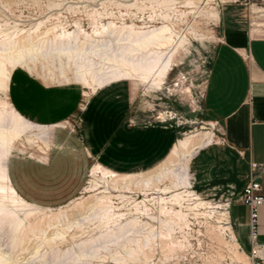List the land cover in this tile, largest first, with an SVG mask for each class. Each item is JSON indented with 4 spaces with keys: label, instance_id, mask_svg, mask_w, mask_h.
Instances as JSON below:
<instances>
[{
    "label": "rangeland",
    "instance_id": "374dc122",
    "mask_svg": "<svg viewBox=\"0 0 264 264\" xmlns=\"http://www.w3.org/2000/svg\"><path fill=\"white\" fill-rule=\"evenodd\" d=\"M239 1L244 2L0 0V40L4 33L11 34L17 41H23L30 35L35 46L27 55V66L38 79L46 78V81L55 84L63 79L62 73L65 72L70 78L67 83L76 85L72 79L71 65L64 59L45 54L55 35L63 31L71 32L78 27L83 30L79 34L82 38L84 33L92 34L110 23L109 30L114 32L115 37H125L131 30L147 31L166 25L172 35L175 53L172 70L161 89L150 88L141 82L119 81L115 82L119 84L111 83L112 91L118 96L114 100L123 99L124 109L127 110L124 116L129 126L146 129L158 124L164 131L175 130L174 143L186 135L212 134V142L198 150L192 158L186 176L190 182L189 190H193L201 200L212 203V206H222L206 216L202 212L210 209L193 212L187 207L175 205V210L186 214V225L182 224L180 228L168 220L173 217L161 212L162 204L158 201L160 196L172 195L159 191L169 186L170 182L163 180L143 187L147 184V176L143 175L150 169L134 170L135 166L132 165L130 170L117 173L127 175L124 180L105 183L97 179V188L106 190L108 196V199L99 201L96 198L98 191H84L91 180L90 168L97 162L101 163L98 157L90 156L83 189L75 199L59 207L45 208L36 217L25 220L22 231L14 238L6 228L0 229V255L3 256L0 264L248 263V253L239 245L233 229L238 244L236 250L232 249L229 230H220L217 221L218 212L228 210L238 197L244 182L242 174L236 157L223 145L219 124L207 115L202 106L209 63L220 35V9L225 3ZM255 2L258 4L260 1ZM215 12L219 15L217 19ZM50 28L51 32L45 34ZM93 39L100 41L102 38ZM43 43L48 44L41 48ZM115 45L116 41H104L92 47L110 54ZM76 86L81 92L87 91L88 96L82 97L76 115L59 127L49 129L51 138L48 149H57L53 144L57 142L54 132L58 131L62 132L63 140L70 141L71 148L87 147L90 127L82 114L93 94ZM184 88L189 91L193 105L185 98ZM1 101L9 102L7 93L0 94ZM23 142L15 143L10 156L39 154L41 148L46 147L40 142L36 145ZM114 184L119 186L113 188L111 185ZM182 190L178 187L170 191ZM101 207L107 208L101 213ZM89 208L92 210L88 211Z\"/></svg>",
    "mask_w": 264,
    "mask_h": 264
},
{
    "label": "crops",
    "instance_id": "0c3cea01",
    "mask_svg": "<svg viewBox=\"0 0 264 264\" xmlns=\"http://www.w3.org/2000/svg\"><path fill=\"white\" fill-rule=\"evenodd\" d=\"M255 1L221 7L220 35L209 63L202 106L219 124L223 145L236 157L243 181L252 176L264 193V0ZM56 83L16 68L8 83V101L26 120L57 128L78 113L83 92L76 83ZM112 84L92 93L82 114L90 127L87 147L71 148L58 131L53 144L57 149L10 156L11 185L28 203L51 208L75 199L83 189L90 156L119 173L130 170V165L134 170L151 169L168 155L175 130L164 131L158 124L146 129L129 126L123 99L114 100L118 96ZM252 164L258 168L253 170ZM228 216L239 245L249 253L248 207L234 201ZM257 238L264 243V207L258 211Z\"/></svg>",
    "mask_w": 264,
    "mask_h": 264
},
{
    "label": "bare ground",
    "instance_id": "6f19581e",
    "mask_svg": "<svg viewBox=\"0 0 264 264\" xmlns=\"http://www.w3.org/2000/svg\"><path fill=\"white\" fill-rule=\"evenodd\" d=\"M214 16L216 19L219 18L216 12ZM110 28V23L107 26L104 24L102 30H94L92 34L84 33L82 38L79 34L83 30L78 27L71 32L63 31L55 35L54 40L51 39L49 47H46L48 43H43L41 48L45 45V54L66 60L72 67L74 82L91 93L119 81L141 82L150 88L161 89L170 70H172L173 55L175 53V46L172 45V35L169 33V28L165 25L159 28L152 27L153 29L147 31L136 32L131 30L125 37H115L114 32L109 30ZM49 32H51V28L45 34ZM106 34L107 39L111 38V40L105 39ZM94 37L102 38V41H97L93 39ZM30 38L31 36L28 35L23 41H17L13 39L11 34H3V38L0 40V94L7 93L11 72L16 68H23L32 73L26 62L27 55L31 53L35 46ZM104 41H116L115 49L110 54L92 47L96 43L99 46ZM91 47L92 49L87 51ZM62 74L63 79L58 83L70 82V78L66 73L63 72ZM43 80L46 81V78ZM82 94L84 97L88 96L87 91H83ZM183 94L190 102L189 104L193 105L194 102L189 91L184 88ZM50 128L26 120L25 117L14 110L9 102H0V229L6 228L11 233L12 238L19 231H22L25 220L32 218L45 208L28 203L11 185L8 176V160L11 150L16 142L24 141L23 143L35 145L40 142L47 147L41 148V151L46 152L50 142ZM211 138L212 134L200 133L186 135L184 138L178 139L168 155L143 175L147 176V179H145L147 184L143 187H149L152 183L163 180L170 182L169 186H165L159 191L164 195L168 193H172V195L169 197L160 196L158 201L162 204L161 212L165 216L173 217V219L169 218L168 220L180 228H182V224L186 225V214L181 210H175V205L180 208L187 207L193 212L210 209L208 212H202L206 216L215 213L214 210L222 207L212 206V203L205 202L204 199L201 200L193 190H189L190 182L186 176L192 158L198 150L212 142ZM89 177L91 180L84 191H98L96 198H99V201H104L108 199L107 192L97 188L99 187L97 179L108 183L110 180H124L128 176H120V174L104 168L99 163H95L90 168ZM111 186L116 188L119 185L114 184ZM178 187L183 190L181 192L170 191ZM106 208L101 207V213ZM89 210H92V208H89ZM218 215V228L223 232L229 230L232 249L236 250L238 244L229 224L228 210L222 209V212H218ZM1 256L0 262L2 261Z\"/></svg>",
    "mask_w": 264,
    "mask_h": 264
},
{
    "label": "built area",
    "instance_id": "2783aa9c",
    "mask_svg": "<svg viewBox=\"0 0 264 264\" xmlns=\"http://www.w3.org/2000/svg\"><path fill=\"white\" fill-rule=\"evenodd\" d=\"M257 165L252 164L256 170ZM241 202L249 209L250 250L247 255V264H264V243L258 241L257 223L258 211L264 207V193L261 184L252 176L247 177L238 197L234 200Z\"/></svg>",
    "mask_w": 264,
    "mask_h": 264
}]
</instances>
